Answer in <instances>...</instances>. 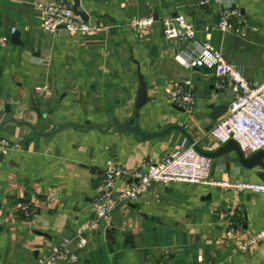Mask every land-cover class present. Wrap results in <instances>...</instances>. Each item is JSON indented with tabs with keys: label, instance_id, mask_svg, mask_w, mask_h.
Returning a JSON list of instances; mask_svg holds the SVG:
<instances>
[{
	"label": "crops",
	"instance_id": "crops-1",
	"mask_svg": "<svg viewBox=\"0 0 264 264\" xmlns=\"http://www.w3.org/2000/svg\"><path fill=\"white\" fill-rule=\"evenodd\" d=\"M36 1L42 0H0V38L7 39L0 45V139L12 146L0 155V264H264V239L242 248L264 228L263 193L171 181L151 184L133 201L122 192L135 180L120 178L111 211L96 220L105 167L157 162L188 144L180 131L141 137L114 125L59 127L125 122L136 113L144 132L176 124L200 149H218L223 144L208 132L225 116L234 91L215 86L213 68L186 66L190 43L166 39L160 19L182 14L200 39L258 83L264 80V0H79L88 18L77 16L98 25L85 35L48 34ZM63 1L72 8L74 0ZM226 9L234 13L222 31L216 25ZM146 17L155 21L139 34L130 22ZM138 73L147 100L136 109ZM178 84L193 94L190 114L169 99ZM211 160L213 180L264 181L257 165ZM19 201L31 203L33 214L20 213Z\"/></svg>",
	"mask_w": 264,
	"mask_h": 264
},
{
	"label": "built area",
	"instance_id": "built-area-1",
	"mask_svg": "<svg viewBox=\"0 0 264 264\" xmlns=\"http://www.w3.org/2000/svg\"><path fill=\"white\" fill-rule=\"evenodd\" d=\"M208 2L209 0H200L199 4L206 5ZM35 5L41 15L42 28L48 34H56L60 30L59 25H63L62 30L70 35H85L98 27L95 23L80 19L63 0L36 1ZM233 13V10H224L216 27L226 31L229 25L227 18ZM154 21L152 17L134 18L130 25L141 34ZM160 23L166 39L185 40L190 43L191 56L184 62L186 66L213 68L218 78L215 86L223 88L224 85H229L234 91V97L228 104L225 116L210 128L209 136L222 144L230 139L235 140L245 155L264 150V80L251 83L235 64L229 62L221 52L214 50L209 41L200 39L193 23L187 21L182 14L164 17L160 19ZM11 32H14V28ZM6 43L5 37L0 38V45ZM43 89L45 87H35L37 92ZM168 96L171 102L180 105L185 112L189 114L193 112V94L184 86L175 85L169 90ZM11 148L8 140L0 139V155L6 154ZM211 165V158L200 154L192 145L184 144L169 151L157 162L142 160L134 168L114 164L106 166L100 191L94 200L95 218L102 220L111 211L110 199L115 182L120 178L135 180L122 192L123 198L133 201L141 192L148 190L151 184H166L171 181L232 187L264 194V181L245 183L211 179ZM15 207L25 216H30L34 212L33 206L28 201H19ZM228 213L229 211L225 212V214ZM234 230V224L229 222V233L233 234ZM263 239L264 228L250 235L244 241L242 248L248 249ZM85 242V238L80 237L78 246L83 247ZM37 264H49V262L41 259Z\"/></svg>",
	"mask_w": 264,
	"mask_h": 264
},
{
	"label": "water",
	"instance_id": "water-1",
	"mask_svg": "<svg viewBox=\"0 0 264 264\" xmlns=\"http://www.w3.org/2000/svg\"><path fill=\"white\" fill-rule=\"evenodd\" d=\"M79 0H74L72 4V10L73 12L80 16L82 19L87 20L88 16L85 11L79 10ZM64 26L59 25V31L64 32L67 35V32L62 30ZM138 79H139V88L137 90V95H136V100L134 107L138 109L141 107L147 100V83L143 79V76L138 73ZM63 125H72L78 128H96L101 130L102 128H109L110 126H117L121 131L125 132H131L136 135H139L141 137H150L152 135L158 136L165 134L169 132L170 130H178L180 131L184 137L186 138L188 144L192 145L200 154H203L209 158H217V157H222L223 160L227 162H237L238 164L244 166V167H253L255 165L259 166L261 169L264 170V150H258L256 152H253L249 155H245L242 150L240 149L239 145L237 142L233 139L228 140L227 142L223 143L221 147H219L216 150L212 151H205L200 149L195 143L193 137L190 135L189 132H187L182 126L176 125V124H171L168 125L164 130L160 132H155V133H147L142 131L139 126H138V121L136 117V113L134 117L129 118L125 122H120L114 118H111V120L107 121L106 123H101V124H77L73 122H68L65 124L60 125L59 127ZM58 128V127H57ZM55 128V129H57ZM54 129V130H55ZM233 152L232 155L230 153ZM221 159V158H219Z\"/></svg>",
	"mask_w": 264,
	"mask_h": 264
}]
</instances>
